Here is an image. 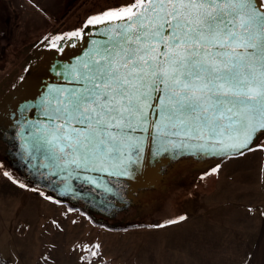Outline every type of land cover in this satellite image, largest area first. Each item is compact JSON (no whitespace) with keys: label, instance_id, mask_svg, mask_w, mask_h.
<instances>
[{"label":"snow or ice","instance_id":"6c2138e0","mask_svg":"<svg viewBox=\"0 0 264 264\" xmlns=\"http://www.w3.org/2000/svg\"><path fill=\"white\" fill-rule=\"evenodd\" d=\"M40 39L52 75L8 114L23 178L0 165L56 205L177 150L213 172L264 150V0H111ZM102 248L82 240L79 261L104 264Z\"/></svg>","mask_w":264,"mask_h":264},{"label":"rangeland","instance_id":"374dc122","mask_svg":"<svg viewBox=\"0 0 264 264\" xmlns=\"http://www.w3.org/2000/svg\"><path fill=\"white\" fill-rule=\"evenodd\" d=\"M6 1L8 4L4 0L0 1V84L20 68L22 50L34 42L42 41L40 38L45 33L57 28L64 15L60 12L63 9L67 11L70 4L74 3L73 0H36L35 3H27L25 0ZM99 1L104 4L109 0ZM74 7L73 14L80 12L78 5L74 4ZM18 12L23 15L20 17ZM4 170L3 165H0V257L4 259L10 255L11 264H43L40 256L45 251L51 253L54 264H82L78 259V248L82 240L101 243L103 261L133 264L129 260L131 246H140L143 251L148 237L145 230L140 231L143 227L136 226H159L187 212L192 196L206 191L196 189L193 182L198 181V176L213 174L209 164L197 168L193 173H181L176 179H168L164 183L165 188L153 193L146 208H130L129 213L119 215L116 219L91 215L105 225L123 228L135 226L132 228L134 230L112 232L95 225L91 217L80 209H72L68 203L56 205L42 194H36L32 188L15 184L3 175ZM206 180V189H213L210 186L213 184L214 187V181L210 182L211 177ZM68 208L72 211H67ZM52 219H58L60 224H52ZM156 234L159 239V233Z\"/></svg>","mask_w":264,"mask_h":264},{"label":"crops","instance_id":"0c3cea01","mask_svg":"<svg viewBox=\"0 0 264 264\" xmlns=\"http://www.w3.org/2000/svg\"><path fill=\"white\" fill-rule=\"evenodd\" d=\"M210 177L214 187L207 190ZM198 178L195 188L206 191L192 196L187 212L159 226L140 228L148 237L143 251L131 246L129 260L133 264H264V150L230 157L213 174Z\"/></svg>","mask_w":264,"mask_h":264},{"label":"water","instance_id":"95a60500","mask_svg":"<svg viewBox=\"0 0 264 264\" xmlns=\"http://www.w3.org/2000/svg\"><path fill=\"white\" fill-rule=\"evenodd\" d=\"M42 43L36 46V55L30 60V70H28V68L26 73L24 74L26 76V79L20 81V83H18L16 87H14L0 103V132H2L3 129H6L7 132L14 134L11 131L12 125L10 123V117L8 115L13 111V105H15L17 101H21L23 98L31 99V97L41 89L43 83L52 75L49 64L50 62H54L55 60L54 53L50 49L41 47L40 45ZM71 53L72 50L69 51V54ZM187 157H191L197 160L200 164H203L208 160L200 159L194 154L180 153L178 150L175 155H172L170 153L164 158H150L147 164L133 176L103 177L102 183L98 182V185L92 186V193L84 194L88 197L87 199H82L81 193L77 191L75 192L74 196L70 197L67 200V202L73 205L78 204L79 202L84 203L86 205L85 211L89 215L101 214L102 216H106L105 213L107 211L112 210L116 207V204L113 202L114 199H116L118 202H122L123 200L116 184H126L128 186L130 194L144 189H155L158 187L160 182L164 180L163 177L166 168L179 159ZM230 157L234 156H229L217 161L220 162ZM112 182H114V187ZM109 188H112V190L109 191ZM65 195L67 194L65 193Z\"/></svg>","mask_w":264,"mask_h":264},{"label":"flooded vegetation","instance_id":"af4514ba","mask_svg":"<svg viewBox=\"0 0 264 264\" xmlns=\"http://www.w3.org/2000/svg\"><path fill=\"white\" fill-rule=\"evenodd\" d=\"M2 1V0H0ZM7 4L8 2L4 0ZM27 3L29 2H36V0H25ZM74 3H71L70 7L67 9L62 10L60 13H63L64 15L62 16L60 20V24L57 28L55 29H61L64 30L68 28L69 26L75 24L78 19L83 17L86 13L90 11H94L95 8H99L100 6L111 3V0L108 2L106 1L104 4L100 3L99 0H73ZM24 2V1H23ZM24 2V3H26ZM81 9L80 12L77 13H72L76 7ZM73 9V10H72ZM20 14V17L22 16V13L18 12V15ZM67 14V15H66ZM72 18L71 20H68V18ZM19 18V17H18ZM58 19V17H57ZM58 21V20H57ZM69 21V23H68ZM53 30V29H52ZM50 30L49 32H51ZM43 41H38V43L34 42L32 45L26 46L25 49L22 50L21 52V62L19 64V67L17 70H15L14 73H12L9 77H7L2 84H0V103L2 102L3 98L11 92V90L14 88L13 85H17L20 83L21 80L18 78L21 75H24L29 68L31 62V58L36 55V46L42 43ZM29 47V48H28ZM46 48V47H45ZM48 49V48H47ZM33 61V60H32ZM2 132L4 133L3 136L0 137V155L2 156V161L8 166L9 170H14L18 176L23 178L24 176V171L19 167L18 164V159L15 154V149L13 147V137L14 134L7 132L6 129H3ZM197 160L187 157V158H182L179 161L173 163L172 165L168 166L166 168L165 174H164V180L160 182L157 188L155 189H144L140 191H136L135 193H131L128 190V186L126 184L124 185H119L116 184L119 192L122 196V202H118L116 199L113 200V202L116 204V207L113 208L112 210L107 211L105 214L106 216H102L101 214H90V215H99L108 218H117L119 215L122 214H127L130 211H128L130 208H136V209H142L143 207L146 208V206L151 202L150 200L153 198V193L158 192L162 188H165L164 183L168 182V179H176L177 176H180L181 173L183 174H188V173H193V171H196L197 168L202 167ZM180 170L178 174V170ZM39 188L40 185H37ZM36 192V191H35ZM36 194H38L36 192ZM40 195V194H39ZM44 196V195H43ZM45 197V196H44ZM46 198V197H45ZM68 204H71L69 202H66ZM73 205V204H71ZM74 206L78 208H82L84 211L86 209V205L84 203L79 202L78 204H75ZM143 208V209H144ZM105 212V211H104Z\"/></svg>","mask_w":264,"mask_h":264},{"label":"trees","instance_id":"16d2710c","mask_svg":"<svg viewBox=\"0 0 264 264\" xmlns=\"http://www.w3.org/2000/svg\"><path fill=\"white\" fill-rule=\"evenodd\" d=\"M69 206L72 208V209H80L81 211H83L84 213H87L86 211H84L82 208H78L74 205H71L69 204ZM88 214V213H87ZM91 216V215H90ZM91 219L93 220L94 224L95 225H99V226H102V227H106L107 229H110V230H128V229H132L134 228L135 226H131V227H128V228H123V227H120V226H117V225H105V224H102L101 222H99L98 220L94 219L92 216H91ZM136 227H151V225H137ZM0 264H3V258L0 257ZM104 264H114L112 260H105L104 261Z\"/></svg>","mask_w":264,"mask_h":264},{"label":"bare ground","instance_id":"6f19581e","mask_svg":"<svg viewBox=\"0 0 264 264\" xmlns=\"http://www.w3.org/2000/svg\"><path fill=\"white\" fill-rule=\"evenodd\" d=\"M191 158V157H190ZM180 160V159H179ZM178 160V161H179ZM177 162V161H176ZM216 162H218V161H216ZM209 164H211V160H207V161H205L203 164H201V165H203V166H207V165H209Z\"/></svg>","mask_w":264,"mask_h":264}]
</instances>
